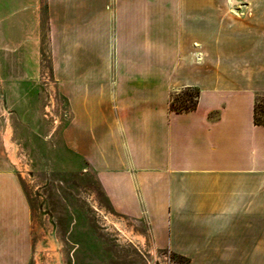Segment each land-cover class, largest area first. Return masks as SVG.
Returning a JSON list of instances; mask_svg holds the SVG:
<instances>
[{"label": "crops", "instance_id": "1", "mask_svg": "<svg viewBox=\"0 0 264 264\" xmlns=\"http://www.w3.org/2000/svg\"><path fill=\"white\" fill-rule=\"evenodd\" d=\"M239 3L0 0V56L42 55L46 36V53L57 57L65 147L114 212L143 222L154 247L194 263L264 264V125L253 119L264 81L211 82L195 63L181 70L192 58L183 25ZM3 87L0 264H30L31 207L5 152L3 120L11 134L12 116L34 127L35 97L20 95L16 81ZM184 87L199 90L196 107L171 110L172 92Z\"/></svg>", "mask_w": 264, "mask_h": 264}, {"label": "rangeland", "instance_id": "2", "mask_svg": "<svg viewBox=\"0 0 264 264\" xmlns=\"http://www.w3.org/2000/svg\"><path fill=\"white\" fill-rule=\"evenodd\" d=\"M238 1L239 12L237 4L225 5L214 9L206 23L183 25V52L192 58L182 62V71L195 63L211 82L250 77L264 81V0ZM43 42L42 55L0 56V105L9 91L3 87L5 81H16L20 95L35 97L38 117V125L31 127L12 116V134L9 120H3L15 146V160L6 148L5 152L31 207L30 264H202L154 247L144 223L114 212L85 161L65 147L61 129L68 107L57 89V57L46 53V36ZM184 88L173 91L171 100L187 99ZM258 103L264 106V91L258 94Z\"/></svg>", "mask_w": 264, "mask_h": 264}, {"label": "trees", "instance_id": "3", "mask_svg": "<svg viewBox=\"0 0 264 264\" xmlns=\"http://www.w3.org/2000/svg\"><path fill=\"white\" fill-rule=\"evenodd\" d=\"M184 90L188 92V98L183 100H170L169 106L171 110L184 112L192 110L196 107L199 90L196 87H185ZM253 119L255 124L264 125V106H259L258 97L256 98L254 104Z\"/></svg>", "mask_w": 264, "mask_h": 264}, {"label": "bare ground", "instance_id": "4", "mask_svg": "<svg viewBox=\"0 0 264 264\" xmlns=\"http://www.w3.org/2000/svg\"><path fill=\"white\" fill-rule=\"evenodd\" d=\"M8 134H9V130L7 129L6 132H5V135H4V143H5V146H6V149L8 150L9 152V156L11 157L12 160H15V154H14V151H15V146L13 145V143L9 140L8 138ZM128 231V230H127ZM137 236V235H135ZM140 238V237H139ZM141 240V238H140ZM40 262L37 261V264H39Z\"/></svg>", "mask_w": 264, "mask_h": 264}, {"label": "built area", "instance_id": "5", "mask_svg": "<svg viewBox=\"0 0 264 264\" xmlns=\"http://www.w3.org/2000/svg\"><path fill=\"white\" fill-rule=\"evenodd\" d=\"M241 6H242L241 3H239V4H237V6H235V7L232 6V7L236 8L237 9V12H239L240 11L239 9H240Z\"/></svg>", "mask_w": 264, "mask_h": 264}]
</instances>
